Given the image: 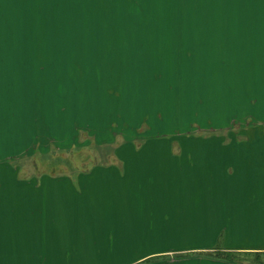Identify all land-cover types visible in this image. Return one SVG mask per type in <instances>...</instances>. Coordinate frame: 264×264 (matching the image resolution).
I'll return each instance as SVG.
<instances>
[{
    "label": "rangeland",
    "instance_id": "1",
    "mask_svg": "<svg viewBox=\"0 0 264 264\" xmlns=\"http://www.w3.org/2000/svg\"><path fill=\"white\" fill-rule=\"evenodd\" d=\"M90 3L0 0V186L19 214L64 205L92 240L107 233L94 203L121 200L114 185L135 175L154 185L162 163L186 184L241 188L242 206L264 202V0ZM231 159L239 169L195 166ZM256 213L231 235H264ZM224 252L264 264V251Z\"/></svg>",
    "mask_w": 264,
    "mask_h": 264
},
{
    "label": "crops",
    "instance_id": "2",
    "mask_svg": "<svg viewBox=\"0 0 264 264\" xmlns=\"http://www.w3.org/2000/svg\"><path fill=\"white\" fill-rule=\"evenodd\" d=\"M71 1L93 2L91 8L106 0ZM167 156L169 161L183 160L182 154L179 157L168 153ZM238 160L195 166H204L210 171L236 170L241 165L233 161ZM160 167L172 176L166 173L159 176L163 169H157L155 177H149L156 181L151 186L148 178L135 175L137 179L129 178L126 186L114 185L115 192L121 189V200L116 196L110 203H94L97 208L94 225L110 234L97 233L92 240L86 235L79 236L85 231L82 227L85 221L76 220L79 226L73 221L66 224L64 205L56 208L44 201L39 202L37 213L19 214L17 202L13 200V185L0 186V264H142L147 258L157 257L160 259L143 264H237L215 258L209 252L218 248L264 251L263 234L238 238L240 233L231 235V228L241 225V219H248L244 222L246 226L249 222L252 224L256 211L264 208V202L242 206V198L237 193L243 191L239 187L186 184L183 183L186 175L180 174V168L177 171V165L162 163ZM104 211L106 218H98V213ZM232 239L238 243H232ZM192 242L198 244L192 245ZM219 242L220 247H215ZM190 250H198L206 257L196 263L189 257L176 258Z\"/></svg>",
    "mask_w": 264,
    "mask_h": 264
},
{
    "label": "trees",
    "instance_id": "3",
    "mask_svg": "<svg viewBox=\"0 0 264 264\" xmlns=\"http://www.w3.org/2000/svg\"><path fill=\"white\" fill-rule=\"evenodd\" d=\"M213 256H214L215 258L223 259V260H225V261H227V262H231V263H239L238 260L235 258V255L232 254V253L230 254V252H224V251H223L221 254L215 252V253L213 254Z\"/></svg>",
    "mask_w": 264,
    "mask_h": 264
}]
</instances>
